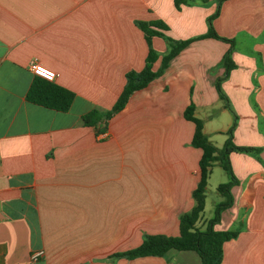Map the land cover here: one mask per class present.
<instances>
[{
    "label": "crops",
    "instance_id": "0c3cea01",
    "mask_svg": "<svg viewBox=\"0 0 264 264\" xmlns=\"http://www.w3.org/2000/svg\"><path fill=\"white\" fill-rule=\"evenodd\" d=\"M215 1L177 10L174 0H0V264H201L191 251L111 256L138 247L146 234L178 236L180 217L194 206L201 157L183 113L192 102L203 133L213 145L221 136L214 146L222 147L233 116L223 128L210 126L217 107L216 115L229 113L215 82L230 45L192 42L102 134L83 117L109 111L125 74L144 68L148 45L137 22L162 21L175 41L195 38L207 32ZM213 28L234 41L235 67L221 82L237 116L233 142L258 149L230 155L238 184L215 229L239 234L223 245L221 264H264V0L223 1ZM151 48L156 71L168 47L153 37ZM33 60L74 94L67 111L27 100ZM215 167L200 230L222 201L207 197Z\"/></svg>",
    "mask_w": 264,
    "mask_h": 264
},
{
    "label": "trees",
    "instance_id": "16d2710c",
    "mask_svg": "<svg viewBox=\"0 0 264 264\" xmlns=\"http://www.w3.org/2000/svg\"><path fill=\"white\" fill-rule=\"evenodd\" d=\"M226 0H216L215 12L207 18V32L201 36L187 40L175 41L167 37L165 32L168 26L162 21L137 22V27L143 32L148 45V54L145 59L144 68L139 71H129L125 74L126 84L112 108L104 113L91 111L83 117L85 126L93 128L97 135L105 132L109 121L126 106L129 98L136 91L146 88L153 80L163 75L169 63L192 42L200 39H215L230 45L224 54L221 66L224 68V75L215 82V89L218 97L223 101L225 108L232 114L233 123L226 131L227 139L221 148H216L203 133L202 120L194 116V105L191 102L185 109L183 117L194 125V132L190 146L201 150V157L198 163L199 181L192 192L194 206L189 213L182 215L179 219V234L176 237L165 235H143L141 244L129 251L116 253L112 258H126L128 260L142 257H162L169 250L195 252L200 258L201 264H221L223 259V245L235 239L239 231L216 230L215 226L220 223L222 214L233 205L232 188L238 184V180L232 170L230 155L232 153L255 154L258 149L251 147L237 146L233 142V132L236 126L237 116L233 112L230 103L221 89V82L224 81L235 65L231 59L234 41L217 35L213 28V20L219 14L221 3ZM208 0H174L177 10L182 5L207 4ZM160 37L167 43V52L160 59V66L153 71V64L158 60L159 55L151 48V39ZM31 103L45 108L65 112L74 98L69 90L35 77L31 83L26 96ZM214 164L223 170L227 181L219 184L216 188L222 201L214 206L213 217L206 223L204 230L196 227V223L203 213L206 199L207 181Z\"/></svg>",
    "mask_w": 264,
    "mask_h": 264
},
{
    "label": "rangeland",
    "instance_id": "374dc122",
    "mask_svg": "<svg viewBox=\"0 0 264 264\" xmlns=\"http://www.w3.org/2000/svg\"><path fill=\"white\" fill-rule=\"evenodd\" d=\"M238 48V46H237ZM217 111L216 114L219 113L220 108H216ZM221 112V111H220ZM234 112V111H233ZM213 117L212 123L210 127L213 128H223L226 126V124L230 123V120L232 118V114L229 112L223 113L222 115H216ZM221 136H218L214 138V145L219 146L220 145V140ZM227 181L225 173L220 169V168H214L212 177L210 178V181L208 182V190H207V197L209 198V201L212 199H215L216 196V188L219 184L225 183ZM209 214V210L206 211V215Z\"/></svg>",
    "mask_w": 264,
    "mask_h": 264
},
{
    "label": "built area",
    "instance_id": "2783aa9c",
    "mask_svg": "<svg viewBox=\"0 0 264 264\" xmlns=\"http://www.w3.org/2000/svg\"><path fill=\"white\" fill-rule=\"evenodd\" d=\"M29 69L32 71L34 76L44 79L48 82H53L56 78V74L53 71L43 67L36 60H33L29 63ZM38 256V254L32 255L31 262H36Z\"/></svg>",
    "mask_w": 264,
    "mask_h": 264
}]
</instances>
